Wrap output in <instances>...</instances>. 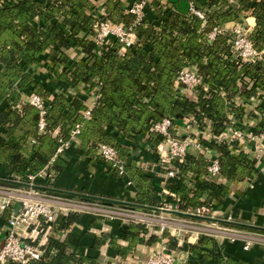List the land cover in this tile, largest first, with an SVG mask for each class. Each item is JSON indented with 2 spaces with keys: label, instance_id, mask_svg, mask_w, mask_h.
I'll return each instance as SVG.
<instances>
[{
  "label": "trees",
  "instance_id": "trees-1",
  "mask_svg": "<svg viewBox=\"0 0 264 264\" xmlns=\"http://www.w3.org/2000/svg\"><path fill=\"white\" fill-rule=\"evenodd\" d=\"M194 2L205 13V20L188 12L187 0H151L146 16L136 26V44L121 53L117 38L112 37L102 49L93 40L96 0H0V164L10 171L5 184L24 186L25 176L48 165L59 140L70 141L72 131L80 124L77 139L92 164H107L99 154L103 143L114 146L125 160L126 176L137 193L134 201L121 205L152 211L161 203L156 186L140 166L138 156H133V148L121 142V136L136 139L146 134L149 149L156 151L164 136L153 126L164 118L192 117L198 129L203 131L208 123L212 133L219 136L230 126L242 129L249 117H260L264 102L254 108L251 105L252 97L264 91V54L254 62L234 60L227 36L209 40L207 34L213 27L229 25L242 13L250 12L256 22L254 45L264 52V0ZM104 4L113 23L135 20L123 0H104ZM43 56L61 79L82 85L88 94L98 90L100 97L90 117L84 115L89 108L84 100L52 91L36 76L32 69L40 65ZM188 66L198 68L208 87H200L196 98L176 84L180 71ZM27 94H37L46 102L43 132L39 130L41 113L36 106L26 100L20 108L15 107ZM254 130L263 132L264 121L258 120ZM206 145L219 155L221 179L209 174L208 154L189 151L177 162L179 178L168 182L183 210L217 203L229 195L230 183L257 176L252 155L235 143L212 139ZM61 167L53 165L56 175ZM111 172L117 175L115 169ZM79 197L110 206L122 203L95 195ZM12 210L7 208L0 218L8 220ZM83 216L72 213L57 228L67 230ZM148 233L141 223L124 222L118 236L95 235L93 247L98 249L109 240L125 256L157 239L154 234L148 238ZM72 238L71 232L64 239L49 238L44 254L28 264H97L79 246L71 247ZM189 250L211 264H252L243 258L224 256L220 242L209 236H200Z\"/></svg>",
  "mask_w": 264,
  "mask_h": 264
},
{
  "label": "built area",
  "instance_id": "built-area-1",
  "mask_svg": "<svg viewBox=\"0 0 264 264\" xmlns=\"http://www.w3.org/2000/svg\"><path fill=\"white\" fill-rule=\"evenodd\" d=\"M187 2L188 12L205 20V13L196 8L194 0H187ZM150 4L151 0H136L127 6L126 11L135 16V20L130 24L113 23L106 15L105 4L100 8L97 6L94 14L96 18L93 36L95 44L102 49L114 37L122 44L121 53L134 46L138 39L136 26L146 16ZM254 27L249 23L242 24L240 20H237L229 25L223 24L213 27L207 34V38L214 40L218 35L226 36L231 33L232 37H229L228 43L232 47L233 59L254 62L263 59L264 54L254 45L252 37ZM176 84L185 94H191L193 98L197 97L200 87L203 86L205 90H208L203 77L195 66L182 69ZM99 97L98 93L97 98L99 99ZM26 100H29L32 105L40 110L39 130L45 131L43 119V115L47 111L45 100L37 94L22 95L15 107L20 108ZM263 102L264 91L261 90L252 97L251 106L254 108ZM9 104L11 103L9 102ZM91 109L88 108L84 112L85 117H90ZM259 115L258 118H249L264 121V112ZM196 128L198 126L192 117L183 120L182 125L171 118H164L154 124V131L164 136L163 142L157 148L159 152L157 166H159L160 172H164L166 181L179 178L181 170L177 166V162L184 160L191 148L199 153H211L208 172L213 178L221 179L219 155L208 147L206 142L216 139L229 144L235 143L237 148L247 152V144L253 142L258 146L259 141L264 138V131L255 132V130L248 128L245 122L242 129L230 126L219 136L212 133L208 123L202 133L197 134ZM58 132L56 129L55 134ZM79 132L80 124H77L72 131L70 141L60 139L50 163L35 172H29L25 176L24 186H9L4 182L8 177L0 179V212L9 207L13 209L9 219L6 220L8 228L5 238L0 244V264H28L30 261L40 258L44 254V247L49 238L54 237L51 233L56 225L62 223L72 213H90L112 220L121 219L123 222L141 223L149 230L147 235H158L160 245L157 251L147 258L139 259L135 264H175L178 256L175 254L176 250L173 248L171 240H179L185 237L199 239L203 235L209 236L219 242L238 243L244 251L255 246L264 248V225L261 227L235 225L232 224V216L230 215L221 220L215 219L214 206L216 203L202 204L195 208L183 210L180 208L176 193L167 187L161 192L163 195L160 199L161 203L155 210L126 207L117 211L109 209L111 208L110 205L104 206L102 203L99 205L100 207H94L88 199H81L77 195H73L72 198L64 197L55 194L57 191L53 188L43 190L37 186L38 179H48L49 182L53 180L56 176L53 165L60 160L66 146L77 138ZM99 154L107 161L110 168L117 171L118 176H126V162L120 158L118 150L114 146L107 143L100 144ZM128 183L131 184L132 182L129 181ZM166 196L171 197V199H167ZM19 203L21 206L16 211V206ZM166 213L171 214V216H164L163 214Z\"/></svg>",
  "mask_w": 264,
  "mask_h": 264
},
{
  "label": "crops",
  "instance_id": "crops-1",
  "mask_svg": "<svg viewBox=\"0 0 264 264\" xmlns=\"http://www.w3.org/2000/svg\"><path fill=\"white\" fill-rule=\"evenodd\" d=\"M104 0H96L97 6L100 8L104 5ZM136 0H123L125 6H129ZM248 16H240V21L244 24L255 26V18L247 12ZM243 17V18H242ZM51 66V61L45 56L42 57L40 65H36L32 70L36 76L44 82V84L52 91L58 88L69 96L84 100L89 108H93L98 100V90L95 89L90 94L86 93L82 85L70 86L67 82L51 81L52 73L47 71V66ZM47 72V74H46ZM49 73V74H48ZM60 79V78H59ZM182 125L183 120H177ZM246 125L255 129L258 120L248 118ZM197 134L204 132L198 128L195 129ZM124 145L133 148V156H138L140 166L148 172L152 181L156 186L157 197L161 199V192L164 188L170 189L166 183V177L159 170L157 161L159 159L158 149L153 151L148 147V138L146 134L138 136L136 139L127 137L120 138ZM247 152L252 155L255 167L257 168V176L251 180L230 183L229 195L217 202L214 206L215 219L221 220L226 216H232V224L244 227H261L264 225V138H262L258 146L256 143L247 144ZM190 151L198 153L194 148ZM138 154V155H137ZM211 154V153H210ZM210 154H208L210 156ZM60 164L61 171L54 177L53 185L49 184L48 179H38L37 186L43 190L55 189L57 192H64L71 195L80 194L91 196L95 195L107 200L131 203L136 198V187L133 183L129 184L130 179L127 176H118L111 172L108 164H92L90 156L82 148L79 139H73L65 148V152L57 162ZM56 163V164H57ZM10 171L0 164V179L9 177ZM161 194V195H160ZM0 212V216H1ZM171 216V214H163ZM124 222L120 219H110L104 216L93 214H84L81 222L71 224L64 231L57 228L62 223L56 225L51 233L52 236H58L64 239L68 232L73 234L71 247H80L81 252L87 256H92L97 264H135L139 259H144L155 253L160 245L159 236L151 243H143L137 249L125 256H121L117 249L105 240L102 245L95 249L93 247L94 236H100L105 233L108 237L118 236L121 225ZM8 225L6 220L0 218V244L3 242L7 232ZM149 238L150 236L147 235ZM147 238V239H148ZM119 242L126 245L127 242L119 239ZM181 242V243H180ZM198 239H173L171 243L175 248V254L178 256L175 264H211L208 260L194 255L189 250L190 244H195ZM240 244L228 241L220 242L221 252L226 257L243 258L252 264H264V248L255 246L248 251L240 248Z\"/></svg>",
  "mask_w": 264,
  "mask_h": 264
},
{
  "label": "rangeland",
  "instance_id": "rangeland-1",
  "mask_svg": "<svg viewBox=\"0 0 264 264\" xmlns=\"http://www.w3.org/2000/svg\"><path fill=\"white\" fill-rule=\"evenodd\" d=\"M165 2V0H161V2ZM232 2L233 3H238V0H232ZM185 8H186V4H185ZM165 10H168V7L165 9ZM243 14V16H248L247 15V13H242ZM241 14V15H242ZM240 15V16H241ZM243 18V17H242ZM95 23H96V21H95ZM132 23V22H131ZM241 23L242 24H244V22H242L241 21ZM128 24H130V23H128ZM227 37H228V39H229V37L231 38L232 37V34L230 33V34H227L226 35ZM47 71H49V73H52L53 74V72L50 70V65H49V67L47 66ZM48 73V74H49ZM46 74H47V72H46ZM60 78V79H59ZM51 79V81H56L57 83H58V81L60 80V82H67V83H69L70 84V86H71V82H69V81H65V80H63V79H61V77H60V74L59 73H56V74H53V77L52 78H50ZM73 85V84H72ZM60 90H62V89H60V88H58L57 90H55L54 92H57V93H59L60 92ZM61 93H63L62 91H61ZM248 128H249V125H248ZM161 144V143H160ZM159 144V145H160ZM159 160V159H158ZM111 170H112V168H111ZM162 174H164V172H161ZM169 180V179H168ZM168 180L166 181L167 183H168ZM88 201V200H87ZM90 203H93V206L94 207H100L99 205L100 204H102L103 202H99V201H97V202H93V201H89ZM112 202V201H111ZM96 203V204H95ZM115 204L116 205H114V206H111V208H109V209H112V210H123V209H125L126 207L125 206H122L121 204H128V203H124V202H122V203H116L115 202ZM103 205L105 206V205H108V204H106V203H103ZM98 216V215H97ZM121 220V219H120ZM122 221V220H121ZM173 240V239H172ZM173 246V245H172Z\"/></svg>",
  "mask_w": 264,
  "mask_h": 264
},
{
  "label": "water",
  "instance_id": "water-1",
  "mask_svg": "<svg viewBox=\"0 0 264 264\" xmlns=\"http://www.w3.org/2000/svg\"><path fill=\"white\" fill-rule=\"evenodd\" d=\"M55 194H58V195H61V196H64V197H70V198L74 197L73 195L68 194V193H64V192H55ZM20 206H21V204L19 203V204L16 206V211L19 210Z\"/></svg>",
  "mask_w": 264,
  "mask_h": 264
}]
</instances>
